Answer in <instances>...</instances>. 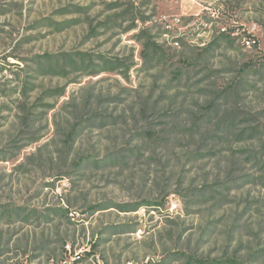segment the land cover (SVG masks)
<instances>
[{
    "label": "rangeland",
    "instance_id": "rangeland-1",
    "mask_svg": "<svg viewBox=\"0 0 264 264\" xmlns=\"http://www.w3.org/2000/svg\"><path fill=\"white\" fill-rule=\"evenodd\" d=\"M60 262L264 264V0H0V264Z\"/></svg>",
    "mask_w": 264,
    "mask_h": 264
},
{
    "label": "built area",
    "instance_id": "built-area-1",
    "mask_svg": "<svg viewBox=\"0 0 264 264\" xmlns=\"http://www.w3.org/2000/svg\"><path fill=\"white\" fill-rule=\"evenodd\" d=\"M253 43H254V40H252V39H250V38L245 39V44H246L247 46H250V45H252ZM67 248L69 249V247H67ZM51 264H64V263L60 262V263H51Z\"/></svg>",
    "mask_w": 264,
    "mask_h": 264
},
{
    "label": "trees",
    "instance_id": "trees-1",
    "mask_svg": "<svg viewBox=\"0 0 264 264\" xmlns=\"http://www.w3.org/2000/svg\"><path fill=\"white\" fill-rule=\"evenodd\" d=\"M88 254H89V252H87L86 253V255L88 256ZM86 255H82V258H85L86 257Z\"/></svg>",
    "mask_w": 264,
    "mask_h": 264
}]
</instances>
